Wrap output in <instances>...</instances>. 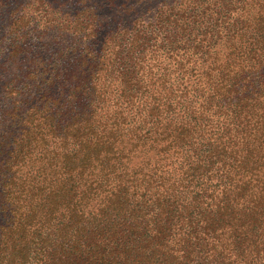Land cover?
<instances>
[{"label": "trees", "instance_id": "16d2710c", "mask_svg": "<svg viewBox=\"0 0 264 264\" xmlns=\"http://www.w3.org/2000/svg\"><path fill=\"white\" fill-rule=\"evenodd\" d=\"M0 264H264V0H0Z\"/></svg>", "mask_w": 264, "mask_h": 264}]
</instances>
